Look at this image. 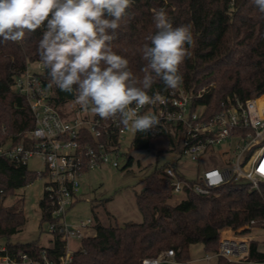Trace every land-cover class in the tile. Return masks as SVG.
<instances>
[{
	"label": "trees",
	"instance_id": "trees-1",
	"mask_svg": "<svg viewBox=\"0 0 264 264\" xmlns=\"http://www.w3.org/2000/svg\"><path fill=\"white\" fill-rule=\"evenodd\" d=\"M160 8L166 10L174 27L192 26L194 44L190 47V58L180 66L183 82L179 87L189 92L202 91L197 101L206 105L208 115L217 112L227 97L245 100L264 94V19L251 0H135L128 10L131 15L121 22L112 42L113 50L129 61L134 75L143 76L146 61L142 49L151 44L150 37L157 31L152 16ZM41 35V30H37L22 45L0 43V127H4V136H12L14 140L25 136L35 125L31 108L25 97L13 89V82L29 62L40 61ZM42 79L48 86L46 69ZM51 89L55 105L63 113L61 106L75 100V96L55 87ZM161 89L162 84L157 81L149 94ZM132 143L136 149H153L157 153L182 151L183 146L181 134L178 136L170 129L156 135L150 130L136 132ZM131 163L129 156L123 169ZM167 166L176 164L169 163L148 176L143 189L136 193L142 221L103 224L95 215L98 223L93 235L82 239L81 248L75 251L69 264H141L144 258L168 248H174L177 259L187 264L192 244L203 243L214 251L225 228L238 230L251 219H264V183L257 190L247 183L229 181L209 195L188 191L186 199L171 203L174 193L166 177ZM34 178L36 173L28 166L0 158V239L7 238L10 248L39 258L41 249L48 246L10 242L11 234L24 226L27 218L24 208L6 202ZM39 205L42 219L51 221L52 203L47 190ZM51 242L56 250H49V256L56 258L63 243L58 236ZM257 246L258 242H253L251 254L263 258L264 253L257 252Z\"/></svg>",
	"mask_w": 264,
	"mask_h": 264
},
{
	"label": "built area",
	"instance_id": "built-area-1",
	"mask_svg": "<svg viewBox=\"0 0 264 264\" xmlns=\"http://www.w3.org/2000/svg\"><path fill=\"white\" fill-rule=\"evenodd\" d=\"M30 63L35 67L31 68ZM44 73L41 61H35L29 62L15 77L13 89L25 97L35 125L18 140L4 136V127H0V158L28 166L29 158L41 157L46 168L36 171V178L48 179L46 190L52 203L49 231L60 238L63 250L56 258L50 257L49 250H56L51 242L49 248L41 249L39 258H34L27 251H16L8 243H0V264H69L75 251L81 248L82 239L94 233L93 216L77 223L67 220L68 210L78 198L83 175L106 163L120 167L113 155L119 154L120 138L127 127L114 119L106 122L81 105L67 117L56 107L55 93L42 79ZM162 95L163 102L138 110L140 114H155L159 118V125L151 133L156 135L165 129L177 132L182 138L181 154L193 161L207 158L196 180L183 176L177 165L166 167L174 195H187L188 191L209 195L229 181L244 180L252 189L260 190L264 172L257 169L264 163V94L245 100L227 97L212 115L207 114L205 104L197 101L202 91L195 93L178 87ZM218 146L223 148L217 150ZM240 229L235 235H228V228L222 230L218 248L205 258H216L218 264H264V257L251 254L253 242L261 239L264 242V232L259 233L264 230V219H251ZM77 240L80 244L76 248L73 244ZM257 252L264 253V248L257 246ZM165 263L183 264L174 248L146 257L141 264Z\"/></svg>",
	"mask_w": 264,
	"mask_h": 264
},
{
	"label": "clouds",
	"instance_id": "clouds-1",
	"mask_svg": "<svg viewBox=\"0 0 264 264\" xmlns=\"http://www.w3.org/2000/svg\"><path fill=\"white\" fill-rule=\"evenodd\" d=\"M135 0H0V43L23 44L41 30L38 55L48 86L75 96L101 119L118 120L133 132L155 130L159 118L139 109L164 101L163 92L183 82L180 66L190 58L192 26H173L164 8L154 10L157 29L145 44L146 66L138 77L112 42ZM264 19V0H251ZM159 81L162 89L149 94Z\"/></svg>",
	"mask_w": 264,
	"mask_h": 264
},
{
	"label": "rangeland",
	"instance_id": "rangeland-1",
	"mask_svg": "<svg viewBox=\"0 0 264 264\" xmlns=\"http://www.w3.org/2000/svg\"><path fill=\"white\" fill-rule=\"evenodd\" d=\"M30 67L34 68L35 64L30 63ZM78 105L76 100H68L60 108L64 111V115L71 117ZM135 136L136 132L127 127L126 132L120 138L119 154L113 155V159L117 160L120 165L131 156L132 163L129 167L121 169L106 163L83 175L78 198L67 213L69 223H77L95 215H98L99 222L103 224L142 221L143 216L137 206L136 193L143 189L148 176H151L161 167L173 163L177 165L178 171L183 176L196 180L207 161V158L193 161L185 154H181V151L157 153L153 149H136L132 143ZM222 148L223 146H218L217 150ZM27 165L32 173L46 168L41 157L37 155L29 158ZM47 180V177L34 178L32 182L18 189L15 195L6 200L7 204L14 203L24 208L27 218L24 226L11 234L9 238L11 243L28 244L36 242L42 246L51 244L53 235L49 231L50 221L42 219L39 205L46 190ZM241 183H247V181L244 180ZM186 198L187 195L183 193L173 195L170 202L177 203ZM97 223L98 220L96 219L95 224ZM240 230V228L238 230L228 228L227 234H239ZM252 232L258 233L257 230H252ZM263 232L264 230H261L259 233L262 234ZM7 242V238L0 239V243ZM78 243L80 244L79 240L73 246L77 248ZM258 246L264 248L263 239L259 240ZM210 254L212 251L208 250L205 244H192L188 250L187 264H218L219 260L216 258L210 260L205 258Z\"/></svg>",
	"mask_w": 264,
	"mask_h": 264
},
{
	"label": "snow or ice",
	"instance_id": "snow-or-ice-1",
	"mask_svg": "<svg viewBox=\"0 0 264 264\" xmlns=\"http://www.w3.org/2000/svg\"><path fill=\"white\" fill-rule=\"evenodd\" d=\"M258 171L264 172V163L261 164L260 168L257 169Z\"/></svg>",
	"mask_w": 264,
	"mask_h": 264
},
{
	"label": "water",
	"instance_id": "water-1",
	"mask_svg": "<svg viewBox=\"0 0 264 264\" xmlns=\"http://www.w3.org/2000/svg\"><path fill=\"white\" fill-rule=\"evenodd\" d=\"M126 162H127V161H125L124 163H122V164L120 165V168H121V169H123V167L126 165Z\"/></svg>",
	"mask_w": 264,
	"mask_h": 264
}]
</instances>
